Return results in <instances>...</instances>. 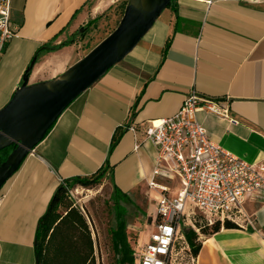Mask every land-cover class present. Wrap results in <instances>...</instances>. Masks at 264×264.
<instances>
[{
  "label": "crops",
  "instance_id": "obj_1",
  "mask_svg": "<svg viewBox=\"0 0 264 264\" xmlns=\"http://www.w3.org/2000/svg\"><path fill=\"white\" fill-rule=\"evenodd\" d=\"M7 1L15 34L0 52V109L34 57L30 84L60 76L83 57L73 62L76 35L121 2ZM47 46L60 49L41 51ZM192 90L228 101L238 121L198 113L208 138L247 163H264V0H173L132 52L70 104L0 189V264H35L38 222L63 180L103 171L112 190L140 203L145 214L155 206L160 192L148 183L157 150L145 131L172 117ZM155 183L169 187V196L179 190L178 183ZM243 209L244 226L199 237L195 264H264V203L245 200ZM91 238L96 251L92 231Z\"/></svg>",
  "mask_w": 264,
  "mask_h": 264
},
{
  "label": "built area",
  "instance_id": "obj_2",
  "mask_svg": "<svg viewBox=\"0 0 264 264\" xmlns=\"http://www.w3.org/2000/svg\"><path fill=\"white\" fill-rule=\"evenodd\" d=\"M9 11L8 1L1 0L0 52L15 34ZM198 113L238 125L229 114L228 101L192 90L172 117L146 129L145 140L157 150L148 187L160 195L154 201L156 214L147 222L151 227L148 240L141 246L137 240L133 264H195L194 259L185 260L188 247L182 229L190 228L199 235L193 224L196 216L209 226L215 221L240 226L245 200L264 203V163H247L214 144L198 123ZM156 178L178 183V192L169 196V187L157 185Z\"/></svg>",
  "mask_w": 264,
  "mask_h": 264
},
{
  "label": "water",
  "instance_id": "obj_3",
  "mask_svg": "<svg viewBox=\"0 0 264 264\" xmlns=\"http://www.w3.org/2000/svg\"><path fill=\"white\" fill-rule=\"evenodd\" d=\"M171 2L127 0L116 28L54 79L30 84L36 57L32 59L21 85L0 109V152L11 148L0 165V189L70 104L132 52Z\"/></svg>",
  "mask_w": 264,
  "mask_h": 264
},
{
  "label": "trees",
  "instance_id": "obj_4",
  "mask_svg": "<svg viewBox=\"0 0 264 264\" xmlns=\"http://www.w3.org/2000/svg\"><path fill=\"white\" fill-rule=\"evenodd\" d=\"M172 2L167 8L171 6ZM83 32H86V30L84 29ZM72 43L73 41H69L61 47L69 46ZM59 49L60 47L47 46L42 48L41 51L55 52ZM10 150L11 148H8L0 152V165L5 161ZM105 176V172L100 171V173L89 178H73L61 181L49 202L46 212L38 222L34 240L35 264H96L91 238L93 227L85 211L74 205L70 199L69 191L75 186L86 189L92 188L98 185L102 179H105ZM113 192L123 200L129 201L127 196L122 195L115 188ZM115 209L117 212L116 225L111 230L110 237L114 264H133L134 249L130 245L126 223L122 219L125 210L118 203L115 204ZM197 217L200 216L194 218L193 224L198 229L199 235L190 228L182 229L185 244L188 247V251L184 252L186 262L190 259H196L201 246L199 242L201 234L210 236L221 229L239 228V226L228 221L223 223L215 221L209 226L203 217L201 218L204 222L200 225L196 221ZM137 239L133 242L134 246L137 244Z\"/></svg>",
  "mask_w": 264,
  "mask_h": 264
},
{
  "label": "rangeland",
  "instance_id": "obj_5",
  "mask_svg": "<svg viewBox=\"0 0 264 264\" xmlns=\"http://www.w3.org/2000/svg\"><path fill=\"white\" fill-rule=\"evenodd\" d=\"M126 3L127 0H121L119 4L113 6L100 18L93 29L76 35L79 44H77L76 50L74 49L76 55L73 62L86 55L116 28L123 15ZM71 64L72 63L68 64V66ZM47 75L49 74L44 73L43 77L48 78ZM69 193L70 199L74 205L85 211L93 227L92 232L96 248V264H114L110 237L111 230L114 229L116 225V203L125 210L122 219L126 223V232L130 239L131 247L135 249L134 251L138 250L137 246L133 244L136 238H138L137 240H139L138 244L140 246L148 240L151 227L147 224L146 215L154 217L156 214L155 206H150L145 214V209L139 207L140 203L134 204L118 197L113 192L111 185L106 179H102L98 185L89 189L75 186L70 189ZM246 219H248V215L245 213V218L239 221L240 226L247 224L248 221H244ZM196 221L200 225L204 222L201 217H197ZM201 236L203 235L201 234Z\"/></svg>",
  "mask_w": 264,
  "mask_h": 264
}]
</instances>
